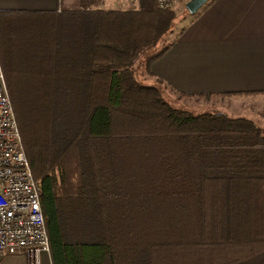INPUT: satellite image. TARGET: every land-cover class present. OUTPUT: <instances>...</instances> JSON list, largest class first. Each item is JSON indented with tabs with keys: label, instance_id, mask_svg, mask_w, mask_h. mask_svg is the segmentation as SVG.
<instances>
[{
	"label": "trees",
	"instance_id": "16d2710c",
	"mask_svg": "<svg viewBox=\"0 0 264 264\" xmlns=\"http://www.w3.org/2000/svg\"><path fill=\"white\" fill-rule=\"evenodd\" d=\"M178 20L146 0L125 11L0 14L1 68L27 162L41 183L52 264H264V130L245 119L173 108L158 88L135 78L144 51L158 50L147 59L149 73L170 49L175 40L166 41ZM167 136L190 138L192 149L196 140L208 158L217 154L188 175H160L172 189L164 202L189 201L200 214L191 221L198 223L145 224L172 226L164 232L179 237L124 248L122 263L116 224L102 217L79 226L80 240H72L58 197L92 203L90 210L103 216L97 152H118L117 138ZM55 167L64 193L51 175Z\"/></svg>",
	"mask_w": 264,
	"mask_h": 264
},
{
	"label": "crops",
	"instance_id": "0c3cea01",
	"mask_svg": "<svg viewBox=\"0 0 264 264\" xmlns=\"http://www.w3.org/2000/svg\"><path fill=\"white\" fill-rule=\"evenodd\" d=\"M131 6L127 0H0V14L125 11ZM185 18L170 49L149 65L144 85L158 82L178 97L197 99L193 104L222 110L223 115L232 119L249 120L261 130L254 115L264 105V0H210L196 14L188 13ZM115 141L121 146L118 152L96 154L102 174L99 188H103V216L97 208L90 210L95 207L92 203L58 197L61 219L71 226L72 240H80L79 226L101 217L109 225L128 219L139 225L198 223L191 221L200 214L189 201L164 202L167 199L164 194H170L172 189L169 190L167 180L161 181L160 175L162 172L188 175L192 168H206L202 162L215 160L217 154L208 158L205 148H197L200 144L195 140L196 147L192 149L191 139L185 137H134ZM129 145L135 149L130 151ZM51 175L56 179V188L61 190L56 167ZM122 176L125 181L121 180ZM156 178H159L157 184L161 182L165 188L156 186ZM112 180L118 185L113 196ZM41 193L39 182L40 200ZM41 259L42 264H52L50 253L43 254ZM27 263L24 255L0 257V264Z\"/></svg>",
	"mask_w": 264,
	"mask_h": 264
},
{
	"label": "built area",
	"instance_id": "2783aa9c",
	"mask_svg": "<svg viewBox=\"0 0 264 264\" xmlns=\"http://www.w3.org/2000/svg\"><path fill=\"white\" fill-rule=\"evenodd\" d=\"M144 0H127L135 5ZM160 9L191 0H146ZM49 241L40 207L39 183L27 162L0 63V257L24 255L27 264H42Z\"/></svg>",
	"mask_w": 264,
	"mask_h": 264
},
{
	"label": "rangeland",
	"instance_id": "374dc122",
	"mask_svg": "<svg viewBox=\"0 0 264 264\" xmlns=\"http://www.w3.org/2000/svg\"><path fill=\"white\" fill-rule=\"evenodd\" d=\"M177 16L178 22L176 23V31L175 33L168 37L167 43L171 42L173 37L175 36L176 32H179L184 26L185 23H183V18L187 17L188 12L185 10L183 6H176L171 9ZM109 11V10H104ZM186 19V18H185ZM182 21V22H181ZM27 33V32H25ZM167 43H164L165 46ZM161 46V47H162ZM158 52V50H149L144 51L143 55L140 56L135 64H134V75L136 80L144 85L143 81L147 80L146 77V69L145 65L147 62V59L151 57L152 55H155ZM148 83V82H146ZM152 83V84H151ZM158 82H149V86H153L155 88H158L163 99L168 102V104L176 109L184 110L191 112L192 114H223L222 110L215 109L213 107H202V105L199 104H193L194 101H198L197 99L193 98H182L178 97L177 95L173 94L168 88L163 86L162 84ZM157 84V85H156ZM264 110V105L259 107L258 109V115L255 114L254 118L257 121V125L259 128H264V121L260 122V118L264 120V112L261 113ZM225 115V114H224ZM227 116V115H226ZM231 117V116H230ZM261 129V131H263ZM122 181H125V177L122 176ZM129 224H116L113 226L114 229V237L117 240L118 244V262L122 263L124 260V257L128 254L127 252H124V248L130 249V246L133 244H136L137 246H146L148 244H164V243H170L175 242L176 238L179 237V235L175 234L174 231H169L168 233H165L164 230L167 229V227L170 229L172 226H150V225H139L135 224L134 220H128ZM197 235L196 233H193V235L188 236V240L191 238H195ZM120 245V246H119Z\"/></svg>",
	"mask_w": 264,
	"mask_h": 264
},
{
	"label": "water",
	"instance_id": "95a60500",
	"mask_svg": "<svg viewBox=\"0 0 264 264\" xmlns=\"http://www.w3.org/2000/svg\"><path fill=\"white\" fill-rule=\"evenodd\" d=\"M210 0H191L185 5V10L191 14H196Z\"/></svg>",
	"mask_w": 264,
	"mask_h": 264
}]
</instances>
